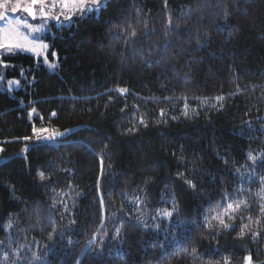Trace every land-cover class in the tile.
Here are the masks:
<instances>
[{"label":"trees","instance_id":"16d2710c","mask_svg":"<svg viewBox=\"0 0 264 264\" xmlns=\"http://www.w3.org/2000/svg\"><path fill=\"white\" fill-rule=\"evenodd\" d=\"M43 38L54 72L0 56V264H264V0H108Z\"/></svg>","mask_w":264,"mask_h":264},{"label":"rangeland","instance_id":"374dc122","mask_svg":"<svg viewBox=\"0 0 264 264\" xmlns=\"http://www.w3.org/2000/svg\"><path fill=\"white\" fill-rule=\"evenodd\" d=\"M4 0H0V3H3ZM16 0H13V3L8 5V10H7V15L6 18L4 20H0V33L3 32V30L7 29L9 26V23L12 22L13 24L16 21H26L28 24L32 25L33 28L36 29H42V31H37V32H33L28 28H24V27H20L19 29V36H16L15 34H13L12 38L13 39H19L20 37L23 36H27L29 40H34L36 45H47L46 48H41V47H37L36 52H32V51H14V52H7L5 49L0 48V56L3 55H15L18 53H23V54H27V55H31L37 59H43L44 64L49 68L50 71L54 72L57 69V56H54V59H50L48 57V52H49V45L48 43L44 40L43 36L48 32L49 30V25L52 22H59L60 24H64V25H69L71 23L72 20V15L73 14H77L81 12L77 11V8L79 7V4L77 2V0H46V6L44 8V11L47 13V18H44L41 13H40V7L41 5H36L35 7V11L37 13V16L35 19H33L31 16H29L28 14H26L23 10H18L16 12H11L10 8L12 6H14ZM20 2L22 4H27L28 2H30V0H20ZM53 2L56 3V7L53 9V13L52 10L49 6L47 5H51ZM66 4L67 6L64 7L63 5ZM88 6H91V0H88ZM50 8V9H49ZM0 11H5V9H0ZM89 13H93V12H87L84 15H87ZM58 16L59 19H55L53 17ZM66 16H70V19H65ZM2 38V37H0ZM31 46V45H30ZM46 60V62H45ZM50 64H55L56 67L55 68H51L49 65ZM5 79L3 76V72L0 70V89H4L9 91L10 93L18 90L20 88V82L18 80H7L4 83ZM10 81L15 82L18 81L19 83H9ZM43 134V132L41 133ZM42 246H40L39 244H36L33 248V254L34 257L36 254L40 253V250H42Z\"/></svg>","mask_w":264,"mask_h":264},{"label":"snow or ice","instance_id":"6c2138e0","mask_svg":"<svg viewBox=\"0 0 264 264\" xmlns=\"http://www.w3.org/2000/svg\"><path fill=\"white\" fill-rule=\"evenodd\" d=\"M79 7L77 8L78 12L84 13L86 14L87 12H99L102 8L106 7V4L108 2V0H91V6H88V0H77ZM13 0H4L3 3H0V9H5V11H0V20H4L6 18L7 15V10H8V5L12 4ZM41 5L40 7V13L44 18H47V13L44 11V8L46 6V0H30V2H28L27 4H22L20 2V0H16L14 6H12L10 8L11 12H16L18 10H23L26 14H28L29 16H31L33 19L36 18L37 13L34 10L36 5ZM49 7L55 8L56 7V3L53 2L51 5H47ZM64 7H66L67 5L64 4ZM55 19H59L58 16L53 17ZM65 19H70V16H66ZM20 27H24V28H28L33 32H37V31H42V29H36L33 28L32 25L28 24L26 21H16L14 24L12 22L9 23V26L7 29L3 30L2 33H0V48L5 49L7 52L11 53L14 51H32V52H36L37 47H41V48H46L47 45H36L34 40H29L27 36H23L20 37L19 39H13L12 36L13 34H15L16 36H19V29ZM132 35H135V33H133ZM31 45V46H30ZM46 62V60H45ZM51 68H55L56 65L55 64H50L49 65ZM5 67H7V65H5ZM11 83H19L18 81L9 82ZM121 93L127 92V89H120L119 90ZM218 100H223V97H217ZM53 115H55V113H53ZM185 115H187V113H185ZM54 137H44V139H53ZM250 158L255 161V157H251ZM41 176L43 177V174H41ZM190 184L191 187H195V185H192L191 182H188ZM169 215H171V213H169ZM215 219V217H214ZM220 224L224 227V228H230L231 225L226 224L224 222L223 219L220 220ZM245 228L247 227V225L244 226ZM209 228H211V224H209ZM241 234H243V230H241ZM89 243H92V241H90ZM193 252H195V249H193ZM248 261V264H252L251 262V257H247L246 258Z\"/></svg>","mask_w":264,"mask_h":264},{"label":"water","instance_id":"95a60500","mask_svg":"<svg viewBox=\"0 0 264 264\" xmlns=\"http://www.w3.org/2000/svg\"><path fill=\"white\" fill-rule=\"evenodd\" d=\"M74 130H67V131H63L61 133H56L54 134L52 137H54L53 139H51L54 142H66L70 139V137L73 135ZM48 140V141H51Z\"/></svg>","mask_w":264,"mask_h":264},{"label":"built area","instance_id":"2783aa9c","mask_svg":"<svg viewBox=\"0 0 264 264\" xmlns=\"http://www.w3.org/2000/svg\"><path fill=\"white\" fill-rule=\"evenodd\" d=\"M50 8L52 9V7H50ZM50 8H49V9H50ZM53 9H54V8H53ZM53 9H52V10H50V11H53Z\"/></svg>","mask_w":264,"mask_h":264}]
</instances>
